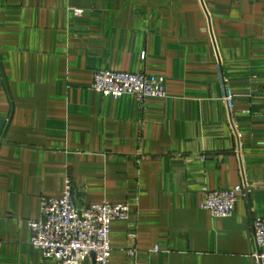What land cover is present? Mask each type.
<instances>
[{
  "label": "crops",
  "instance_id": "obj_1",
  "mask_svg": "<svg viewBox=\"0 0 264 264\" xmlns=\"http://www.w3.org/2000/svg\"><path fill=\"white\" fill-rule=\"evenodd\" d=\"M97 69L166 96L102 95ZM263 94L264 0H0V264H55L28 221L66 178L79 207L129 205L108 264H255ZM236 185L230 216L201 207Z\"/></svg>",
  "mask_w": 264,
  "mask_h": 264
},
{
  "label": "built area",
  "instance_id": "obj_2",
  "mask_svg": "<svg viewBox=\"0 0 264 264\" xmlns=\"http://www.w3.org/2000/svg\"><path fill=\"white\" fill-rule=\"evenodd\" d=\"M74 13L79 15L82 9H74ZM91 89L114 98L125 94L134 95L139 100L166 96L165 78L144 72L97 69L93 73ZM224 93L230 105L232 95L226 89ZM242 190V185L230 189H204L205 200L201 207L213 216L228 217L233 212L238 192ZM40 213L39 218L28 221V227L31 245L43 257L53 258L55 264H82L90 258L94 264H108L110 223L114 219H127L129 205L102 200L79 207L72 181L66 178L61 196L41 198ZM252 238L255 264H264V217L252 220ZM129 253L134 254V251L129 250Z\"/></svg>",
  "mask_w": 264,
  "mask_h": 264
}]
</instances>
